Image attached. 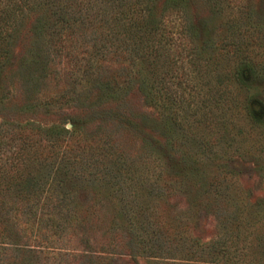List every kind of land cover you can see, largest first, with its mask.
<instances>
[{
  "label": "rangeland",
  "instance_id": "1",
  "mask_svg": "<svg viewBox=\"0 0 264 264\" xmlns=\"http://www.w3.org/2000/svg\"><path fill=\"white\" fill-rule=\"evenodd\" d=\"M185 4L198 39L177 35L198 66L176 47L156 67L153 49L101 56L77 16L45 33L23 19L0 75V174L17 151L29 165L54 150L88 156L72 162L85 173L69 191L76 221L37 224L47 247L9 251L10 263L264 264V0ZM18 234L9 240L35 244Z\"/></svg>",
  "mask_w": 264,
  "mask_h": 264
},
{
  "label": "trees",
  "instance_id": "2",
  "mask_svg": "<svg viewBox=\"0 0 264 264\" xmlns=\"http://www.w3.org/2000/svg\"><path fill=\"white\" fill-rule=\"evenodd\" d=\"M156 1L0 0V75L8 65L12 47L23 26V19L34 18L37 23L35 31L45 33L53 22L67 21L70 20L71 16H77V19L89 24L88 26L92 29L90 31L93 33L89 42H92L94 50L101 51V53L104 51L101 56H106L110 52H117L122 47L131 54L137 53L141 48H148L150 51L146 54L147 59H150L153 49L154 66L156 67L159 63L165 62L166 55L171 62L168 52L171 47H176L180 50L178 58L181 59L182 63L187 62L198 66L199 52L196 48L192 51L188 43L187 48V45L181 42V37L179 38L177 35L182 34L184 37L188 34L193 44L199 35L198 24L195 25L190 20V16L185 15L186 8H182L187 5L185 0H165L160 11L156 10V3L158 2ZM171 16H174L173 20H170ZM47 20L49 21L47 22ZM169 21L173 24H169ZM46 23L48 27L44 28L42 25ZM99 36L101 37L98 38ZM101 39L104 41L99 44L98 40L101 41ZM154 41L155 43L152 44L151 42ZM113 47L115 50L110 49ZM237 47L236 50L239 53L241 48L240 46ZM184 51L188 53L186 58H184ZM176 61L174 60V62ZM241 61L248 63L245 60ZM104 78L105 76L101 80ZM155 82L162 84L164 78L158 77L156 79L155 77ZM105 84L108 85L109 83L106 81ZM159 87L166 89V83ZM186 100H180L181 110H184ZM187 104H189L188 101ZM65 132L70 133L69 131ZM57 139L65 141L61 132L57 134ZM16 153V161H12L11 167H9L12 171L11 175L5 176L4 171L0 174L2 180L0 182V225L2 226L0 231V264H17L16 262L10 263L6 258L9 251L16 252L13 258L17 260L18 252L38 253L42 248L47 247L38 244L40 237L35 232L37 231V224L38 228L39 225L45 223L47 229L56 227L57 230H67L66 227L76 221L77 215H74L75 212L72 213V195L69 194V191L73 189V186L81 184L80 180L85 173L83 166L79 164L77 167L72 162L75 159H78L79 163L84 162L88 156L83 150L75 155H69L66 150L62 152L54 150L53 154L43 153L45 158L51 157L49 163L29 165L24 161L22 151ZM57 157L60 158L59 165L51 166V164L58 163L56 162ZM61 160L65 163L62 164ZM6 177L7 180H5ZM4 184L7 187L2 189ZM14 191H17L16 195L14 193L15 196H13ZM7 195L11 197L12 204L9 202L10 204L5 208L4 206L8 202L6 201ZM16 199L19 201L15 202ZM84 211L86 212V209ZM22 216L23 220L21 219ZM22 223L23 227H21ZM17 231L20 233L23 231L32 232L30 238L35 244L11 242L10 237L16 236ZM21 261L20 264H23V260ZM25 264H39V262L30 255Z\"/></svg>",
  "mask_w": 264,
  "mask_h": 264
}]
</instances>
